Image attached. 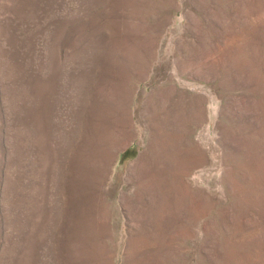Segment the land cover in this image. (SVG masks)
<instances>
[{"label":"rangeland","instance_id":"1","mask_svg":"<svg viewBox=\"0 0 264 264\" xmlns=\"http://www.w3.org/2000/svg\"><path fill=\"white\" fill-rule=\"evenodd\" d=\"M129 64L187 82L188 172L102 174ZM0 264H264V0H0Z\"/></svg>","mask_w":264,"mask_h":264},{"label":"crops","instance_id":"2","mask_svg":"<svg viewBox=\"0 0 264 264\" xmlns=\"http://www.w3.org/2000/svg\"><path fill=\"white\" fill-rule=\"evenodd\" d=\"M130 65L136 64L115 73L99 101L83 112L93 113L99 127L102 174L107 180L111 175L112 180L120 166H136L139 175H144L147 166L159 165L174 166L177 173L188 172L187 82L184 86L182 79L173 86L158 78L155 82L150 72ZM192 111L196 113L194 108ZM156 173L163 174L159 168Z\"/></svg>","mask_w":264,"mask_h":264}]
</instances>
